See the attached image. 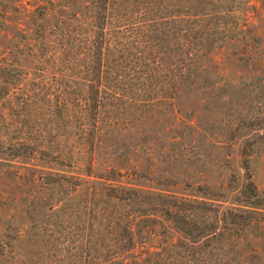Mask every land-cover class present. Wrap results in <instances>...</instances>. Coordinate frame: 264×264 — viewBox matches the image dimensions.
<instances>
[{
  "label": "rangeland",
  "instance_id": "rangeland-1",
  "mask_svg": "<svg viewBox=\"0 0 264 264\" xmlns=\"http://www.w3.org/2000/svg\"><path fill=\"white\" fill-rule=\"evenodd\" d=\"M0 264H264V0H0Z\"/></svg>",
  "mask_w": 264,
  "mask_h": 264
},
{
  "label": "trees",
  "instance_id": "trees-1",
  "mask_svg": "<svg viewBox=\"0 0 264 264\" xmlns=\"http://www.w3.org/2000/svg\"><path fill=\"white\" fill-rule=\"evenodd\" d=\"M248 184H250L252 186V189H254V194L253 195H256V188H255V185H253V182H249Z\"/></svg>",
  "mask_w": 264,
  "mask_h": 264
}]
</instances>
